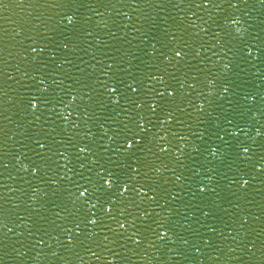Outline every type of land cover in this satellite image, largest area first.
<instances>
[{"label": "water", "instance_id": "obj_1", "mask_svg": "<svg viewBox=\"0 0 264 264\" xmlns=\"http://www.w3.org/2000/svg\"><path fill=\"white\" fill-rule=\"evenodd\" d=\"M127 0H0V264H59Z\"/></svg>", "mask_w": 264, "mask_h": 264}]
</instances>
